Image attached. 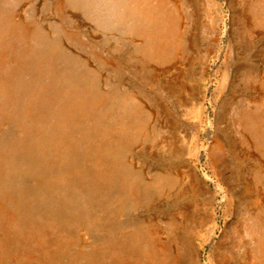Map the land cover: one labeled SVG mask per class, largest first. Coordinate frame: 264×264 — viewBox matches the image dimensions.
Here are the masks:
<instances>
[{
	"label": "bare ground",
	"instance_id": "6f19581e",
	"mask_svg": "<svg viewBox=\"0 0 264 264\" xmlns=\"http://www.w3.org/2000/svg\"><path fill=\"white\" fill-rule=\"evenodd\" d=\"M203 1L216 2L0 0V226L4 224L0 264L7 246L17 238L23 241L22 248L9 255L18 264H32L37 260L35 251H43L40 263L53 264L57 253H78L79 247L86 246L83 239L69 234L97 229L106 217L110 222V217L130 213L133 207L146 210L159 204L158 197L183 200L187 191L203 190L204 184L212 186L222 208L225 187L213 173H200L195 163L218 162L217 153L228 145L232 133L236 135L231 143L234 152L249 149L238 132L264 144V127L259 126L264 124V72L254 67L252 76L244 61L258 58L264 66V0L218 2L226 7L222 34L229 43L214 58L208 50L200 58L219 77L215 88L206 86V95L218 91L224 111L216 113L210 105L213 119L208 115L201 129L203 140L193 152L183 147L184 135L173 121L169 136L155 138L151 125L158 119L160 127L165 121L159 117L151 121L153 116L145 111L149 110L147 99L153 97L121 69L133 65L146 82L170 72L166 81L163 77L164 88L187 103L195 77L181 64L198 34L193 30L206 15ZM102 48L111 57L102 54ZM186 59L187 65H193V59ZM231 59L236 62L230 63ZM206 69L201 67L202 72ZM247 89L251 96L242 104L235 94ZM157 104L158 111L169 112ZM231 111L235 114L229 117ZM254 126L258 136L252 135ZM166 142L170 160L160 163L164 156L155 150L159 164L153 169H147L138 156H128L135 146L144 154ZM258 194L263 201L257 196L250 215L240 220L247 233V251L240 264H264V188ZM13 202L17 213L3 207ZM113 206L115 214L110 213ZM30 209L32 218L27 215L26 221L21 217L17 221ZM139 217L135 235L151 226L149 218ZM115 228L120 231L118 225ZM93 256L85 255L86 262Z\"/></svg>",
	"mask_w": 264,
	"mask_h": 264
},
{
	"label": "rangeland",
	"instance_id": "374dc122",
	"mask_svg": "<svg viewBox=\"0 0 264 264\" xmlns=\"http://www.w3.org/2000/svg\"><path fill=\"white\" fill-rule=\"evenodd\" d=\"M215 1L210 3L208 1L202 2L203 13H206V15L203 16L204 18H202L199 28L193 30L198 31V34L195 37V41L193 39L190 41L191 46L187 49L184 62L181 64L182 68H186L184 70H192L194 72V80L197 82H192L195 84V92L193 91V94L189 96L187 103H183L174 93L164 88L163 77H165L166 81L167 78L172 76L170 72L163 77L156 78L154 81L146 82L143 78L137 76L133 65L125 67V65L120 63L123 65L121 69L125 68L124 75L132 80L138 79L142 90L150 97H153L154 100L150 101L147 99L146 106L149 110L145 111L150 116H153L151 121L158 117L163 122L165 121L164 125L159 127L160 123L157 119V124L151 125V133L154 132L156 139L157 136L161 135L166 138V136L171 134L173 121L174 124L177 123L180 133L184 135L183 147L191 152L196 148V144L198 145L203 140L201 129L208 115H211L210 105H212L216 113L224 111V109L220 108L222 98L220 100L217 98L218 91L214 90L211 95H206V86L215 88L216 85L214 84L218 75L216 77L210 70V64H206L200 58L206 50L209 51V57L214 58L216 52L221 51L222 46L225 48V45L229 43L222 34V20L226 13V7L223 1ZM219 1L224 4L223 8L218 4ZM214 27L215 29H213ZM191 33L192 30L189 29L187 31L188 39ZM116 34L117 37L115 35L114 37L118 40V33ZM101 50L102 54L111 57L108 50L105 48ZM229 52L230 48L228 47L226 48V54L230 59ZM187 57L194 60L193 65H187ZM257 59L255 58L254 61L253 58L244 59L247 71L253 73L252 76L256 75L254 67H257L256 70L261 71V73L264 72V66ZM233 62H236V60L231 59L230 63ZM167 66L170 67V64ZM202 66H206L207 71L202 72ZM209 71L210 73L208 74ZM247 71L246 73H248ZM249 90L247 89L244 92L237 90L235 95H238V100H241L242 104L251 96ZM231 95L230 93L229 96ZM226 100L224 98V101ZM155 103L165 105L171 115L167 111V113L162 110L161 112L158 111ZM237 107V104L232 105L233 110H236ZM231 113L235 114L234 111H231L229 117ZM260 117L261 115L259 114L257 118L259 119ZM210 118L212 117L210 116ZM261 125L264 127V124L259 123V126ZM219 127L221 126L217 124V128ZM257 127L254 126L252 128V135L256 134L258 136L260 134ZM238 133L239 135L243 134L244 145L249 148L248 151L239 149L238 151L241 154L237 151H232L231 143L236 137L232 133V138L228 141V145L217 153H220L218 162H208L206 166L203 162L195 163L200 173H203L204 170L213 173V176L225 187L227 199L223 203L222 208L218 207L219 197L214 194V189L206 184H204L205 189L187 191L185 198L176 202H172L175 197L171 195L162 197L161 201L158 197L157 201L159 204L146 208V210L142 211L140 209L138 211L133 207L134 210L130 211V213L125 212L123 215L117 214L118 216L110 217V222L106 217L102 220L101 227L97 229L95 227L91 230L83 228L78 232L69 234L74 238L83 239L86 242V246L79 247L81 252L78 253L73 251L57 253V258H55L53 264H70L72 261H82L81 264H240L238 262L239 259L243 258L244 253L247 251L245 249L247 233L242 230L240 220L242 221L250 215L257 196L259 201L261 199L263 201V197L258 194V190L264 188V144L261 142L255 143L246 133ZM156 143L158 142L155 141L154 145ZM168 147L169 144L166 142L160 148L155 146L149 150L146 148L148 151L141 154L139 152L141 147L135 146L134 149H130L128 156H138L141 162H145L147 169H153L154 166L159 164L155 150L162 157L164 156V160L160 161V163H166L170 160L168 159ZM181 157L176 159V161L179 162ZM114 180L116 178H113ZM3 207H10L16 213L18 211L14 207V202L3 204ZM113 210L114 206L111 208L110 213H114ZM29 211V213L25 211L19 215L17 221H20V217L26 221L27 215L32 218L34 214L31 213V209ZM49 211L47 210L48 213ZM139 214L149 218L151 226L144 232L135 235L136 225L140 221ZM58 217L59 215L57 214L56 218ZM41 222L42 219L38 224ZM117 225L120 227V231H116L115 226ZM2 226H0L1 232L3 231L1 229ZM189 226H191L190 232L188 231ZM152 230L155 233H152ZM52 231L54 230L52 229ZM137 236L140 237L139 240ZM19 239L11 241V244L7 246L9 249L6 250L7 252L3 256V264H18V261L9 254L13 253L11 251L22 248L23 241H18ZM26 247L30 246L27 244ZM60 249L61 251L64 250ZM88 253L94 254L92 258L90 257L89 263L86 262L87 258L85 259V255ZM33 254L37 260L31 261V263L42 264L40 263V257L43 251H35Z\"/></svg>",
	"mask_w": 264,
	"mask_h": 264
}]
</instances>
